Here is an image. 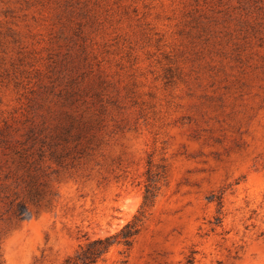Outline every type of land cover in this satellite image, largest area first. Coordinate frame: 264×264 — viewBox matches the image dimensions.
<instances>
[{"label":"rangeland","instance_id":"obj_1","mask_svg":"<svg viewBox=\"0 0 264 264\" xmlns=\"http://www.w3.org/2000/svg\"><path fill=\"white\" fill-rule=\"evenodd\" d=\"M149 160L96 264H264V0H0V264L120 230Z\"/></svg>","mask_w":264,"mask_h":264},{"label":"trees","instance_id":"obj_2","mask_svg":"<svg viewBox=\"0 0 264 264\" xmlns=\"http://www.w3.org/2000/svg\"><path fill=\"white\" fill-rule=\"evenodd\" d=\"M148 164L143 202L133 218L117 232L93 238L80 245L74 254L64 260L63 264H96L105 259L115 245H122L125 251L131 249L135 238L142 230L148 210L155 202L160 189L159 183L165 174V169H161V166L154 164L151 160ZM24 208L19 209V214L24 212ZM189 264H194L193 258L189 259Z\"/></svg>","mask_w":264,"mask_h":264}]
</instances>
